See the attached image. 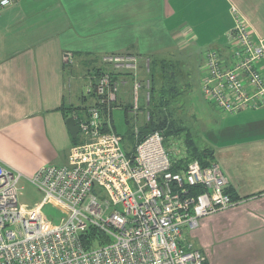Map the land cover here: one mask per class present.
I'll list each match as a JSON object with an SVG mask.
<instances>
[{"label": "crops", "instance_id": "crops-1", "mask_svg": "<svg viewBox=\"0 0 264 264\" xmlns=\"http://www.w3.org/2000/svg\"><path fill=\"white\" fill-rule=\"evenodd\" d=\"M231 6L264 36V0H17L1 10L0 162L20 173V187L42 165L66 164L79 140L66 119L92 103L76 81L83 77L87 89L99 71L120 81L115 107L124 109L125 122L143 124L149 62L162 59L181 70V61L197 63L200 46L223 49ZM66 54L72 63L64 62ZM201 65L202 58L199 72ZM129 93L131 102L124 99ZM108 119L115 130L112 114ZM218 123L202 136L234 203L200 216L197 233L188 230L186 238L205 255L204 264H264V106ZM170 137L187 150L183 139Z\"/></svg>", "mask_w": 264, "mask_h": 264}, {"label": "built area", "instance_id": "built-area-1", "mask_svg": "<svg viewBox=\"0 0 264 264\" xmlns=\"http://www.w3.org/2000/svg\"><path fill=\"white\" fill-rule=\"evenodd\" d=\"M16 3L0 0V11ZM230 14L225 47L203 52L199 91L234 115L264 106V36L235 7ZM72 61L64 55V62ZM119 84L112 72L102 71L87 86L92 103L71 115L81 141L70 146L66 164L42 165L30 179L41 192L39 201L20 203L21 175L0 162V264L205 263L187 231L200 216L234 203L225 191L227 178L215 162L202 166L192 159L174 169L186 159V147L161 131L139 140L134 126L135 142L123 148L122 135L107 124ZM48 205L57 211L56 222L44 211ZM89 227L107 242L85 249L81 234Z\"/></svg>", "mask_w": 264, "mask_h": 264}, {"label": "rangeland", "instance_id": "rangeland-1", "mask_svg": "<svg viewBox=\"0 0 264 264\" xmlns=\"http://www.w3.org/2000/svg\"><path fill=\"white\" fill-rule=\"evenodd\" d=\"M200 46V45H199ZM210 45H203L200 47H204V51L206 48H208ZM211 48H217V47H211ZM203 51V50H202ZM200 56V57H199ZM197 63L193 59H187V61H181L180 67L183 72L182 76V87L180 96L178 97V100L175 104H171V108L174 109L173 112L175 114V118L178 119V122L181 123L182 127L183 125L188 127L189 129H182L180 128L178 130L177 134H181L180 139H184L187 137L186 132H189L190 137L195 141L197 145H200L201 147L206 146L203 133L210 129L215 130L217 126H219L218 119L224 115H229L224 112H222L220 109H218L213 104L209 103L207 100H205L199 91V67H197V64L200 63V59L202 58V55H198ZM76 89L81 93V90L84 91L85 89V79L83 77H80L78 81H76ZM142 90H139L138 96L140 97L142 95ZM124 99L131 102L132 100V93L126 94ZM140 100V99H139ZM142 102H139L141 104ZM141 110L143 114L149 111V106L145 104L141 105ZM112 119L115 130L123 135L122 145L123 148L128 149L129 145H131V141L129 139L128 131L130 128V125L126 124V114L124 113V109L120 107H114L112 110ZM218 123V124H216ZM202 132V134H201ZM184 137V138H183ZM169 139L172 140L171 137ZM81 141V138H79L78 142ZM185 141V140H184ZM23 187H21L18 191V201L20 203L26 204L28 206L32 205L33 203L37 202L41 198V192L34 187L33 185L21 181L20 183ZM94 190H98L94 187ZM46 214H49V217L53 221H57L58 214L55 213L49 206H45L44 209ZM196 234V228L192 229L190 233ZM194 243V242H193Z\"/></svg>", "mask_w": 264, "mask_h": 264}, {"label": "trees", "instance_id": "trees-1", "mask_svg": "<svg viewBox=\"0 0 264 264\" xmlns=\"http://www.w3.org/2000/svg\"><path fill=\"white\" fill-rule=\"evenodd\" d=\"M178 68L176 64L166 60L152 59L149 62V119L144 121L143 124L138 126V139L144 138L146 135L153 131H161L165 139L168 140L170 136L182 137L181 134H177L180 128L189 129L186 126H181L178 119L175 118L171 108V104H175L180 96L182 83V70ZM102 71H99L100 73ZM97 73V74H98ZM78 109V108H77ZM126 123L130 125L128 135L133 146L135 142L133 134V123ZM187 137H183L187 146L186 159L179 164H174L173 168L178 169L186 165V163L192 159L198 160L202 166L210 165L212 161V150L206 145L201 147L197 145L195 141L190 137L189 132H186ZM123 137V135H122ZM206 144V143H205ZM49 206V205H48ZM55 213L57 211L49 206ZM82 244L85 249L90 250L99 245L107 242V236L95 227H89L84 233L81 234Z\"/></svg>", "mask_w": 264, "mask_h": 264}, {"label": "water", "instance_id": "water-1", "mask_svg": "<svg viewBox=\"0 0 264 264\" xmlns=\"http://www.w3.org/2000/svg\"><path fill=\"white\" fill-rule=\"evenodd\" d=\"M66 125L71 133V136L73 138H76L77 136V133H78V125L75 121V119L73 118V116H69L67 119H66Z\"/></svg>", "mask_w": 264, "mask_h": 264}]
</instances>
